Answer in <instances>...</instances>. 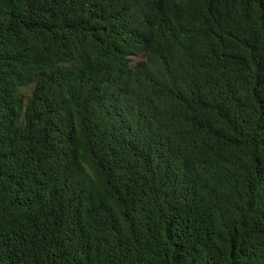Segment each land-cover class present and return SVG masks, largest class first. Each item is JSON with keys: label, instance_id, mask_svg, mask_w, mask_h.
I'll return each instance as SVG.
<instances>
[{"label": "trees", "instance_id": "16d2710c", "mask_svg": "<svg viewBox=\"0 0 264 264\" xmlns=\"http://www.w3.org/2000/svg\"><path fill=\"white\" fill-rule=\"evenodd\" d=\"M0 264H264V0H0Z\"/></svg>", "mask_w": 264, "mask_h": 264}, {"label": "rangeland", "instance_id": "374dc122", "mask_svg": "<svg viewBox=\"0 0 264 264\" xmlns=\"http://www.w3.org/2000/svg\"><path fill=\"white\" fill-rule=\"evenodd\" d=\"M30 89H31V86L28 87V88L23 89V92H24V93H28V92L30 91Z\"/></svg>", "mask_w": 264, "mask_h": 264}, {"label": "clouds", "instance_id": "9594fccd", "mask_svg": "<svg viewBox=\"0 0 264 264\" xmlns=\"http://www.w3.org/2000/svg\"><path fill=\"white\" fill-rule=\"evenodd\" d=\"M133 60H136V58H133ZM23 89H25V88H22L21 91H23Z\"/></svg>", "mask_w": 264, "mask_h": 264}]
</instances>
